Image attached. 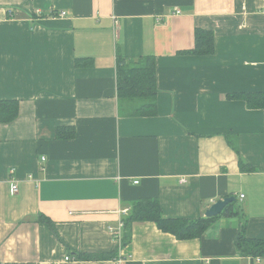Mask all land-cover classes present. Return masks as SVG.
I'll return each mask as SVG.
<instances>
[{"label":"crops","instance_id":"1","mask_svg":"<svg viewBox=\"0 0 264 264\" xmlns=\"http://www.w3.org/2000/svg\"><path fill=\"white\" fill-rule=\"evenodd\" d=\"M196 28L213 32V55L181 54ZM119 55L155 59L156 116L119 114ZM254 92L264 0H0V102L18 103L0 123V264H252L234 241L244 222L264 240V110L227 96ZM63 127L75 136L58 139ZM226 197L242 218L199 239L135 222L117 258L73 255L113 252L132 202L198 219Z\"/></svg>","mask_w":264,"mask_h":264},{"label":"trees","instance_id":"2","mask_svg":"<svg viewBox=\"0 0 264 264\" xmlns=\"http://www.w3.org/2000/svg\"><path fill=\"white\" fill-rule=\"evenodd\" d=\"M215 53L214 34L211 31L196 28L194 31V47L182 52L183 55L211 56ZM77 60V65H80ZM83 63V62H81ZM117 102L120 115L126 117H154L157 115L156 66L152 56L138 59L125 58L121 55L116 59ZM229 100L243 101L248 109L264 110V93H237L227 96ZM18 115V103L15 101L0 102V123H10ZM75 136L72 128H58L56 137L69 140ZM237 153L236 145L232 146ZM240 168L244 172L252 171L239 158ZM128 214L121 218V236L116 249L111 253L82 254L73 253L78 261H104L117 258L118 250L131 241L132 225L135 222H152L163 233L174 236L177 240H191L203 237L220 218H242V212L236 200L226 206L219 216L198 219L166 218L155 199H144L132 202ZM45 220L44 218H40ZM46 221V220H45ZM246 222L240 224L234 244L237 252L250 258H264V240L249 239L245 235Z\"/></svg>","mask_w":264,"mask_h":264},{"label":"water","instance_id":"3","mask_svg":"<svg viewBox=\"0 0 264 264\" xmlns=\"http://www.w3.org/2000/svg\"><path fill=\"white\" fill-rule=\"evenodd\" d=\"M236 199L234 197H226L222 200L214 202L205 212L204 217L213 218L219 216L224 208L233 203Z\"/></svg>","mask_w":264,"mask_h":264},{"label":"built area","instance_id":"4","mask_svg":"<svg viewBox=\"0 0 264 264\" xmlns=\"http://www.w3.org/2000/svg\"><path fill=\"white\" fill-rule=\"evenodd\" d=\"M175 13L179 14L178 11H176ZM60 15H64L63 12ZM113 25H114V28L117 27V22H116L115 18H113ZM41 161H44V159L42 158ZM135 184H137V182H135ZM11 192L13 194L17 192V186L15 184H13L11 186ZM240 198H243V196H240ZM128 211H129L128 209L122 210L120 212L121 217H125L128 214ZM121 229H122V222L120 221L118 228L117 229H110V232L115 236V238H117L119 240ZM65 260H68V258H65ZM253 261L255 264H259L261 262V258H255Z\"/></svg>","mask_w":264,"mask_h":264}]
</instances>
